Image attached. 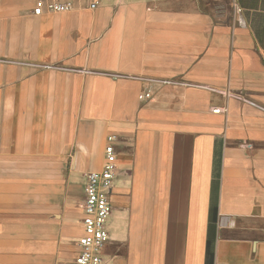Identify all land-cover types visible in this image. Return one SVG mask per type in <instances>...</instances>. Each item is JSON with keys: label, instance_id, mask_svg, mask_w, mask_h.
Returning <instances> with one entry per match:
<instances>
[{"label": "crops", "instance_id": "0c3cea01", "mask_svg": "<svg viewBox=\"0 0 264 264\" xmlns=\"http://www.w3.org/2000/svg\"><path fill=\"white\" fill-rule=\"evenodd\" d=\"M94 1L0 0V264H75L112 136L103 264H264V0Z\"/></svg>", "mask_w": 264, "mask_h": 264}, {"label": "built area", "instance_id": "2783aa9c", "mask_svg": "<svg viewBox=\"0 0 264 264\" xmlns=\"http://www.w3.org/2000/svg\"><path fill=\"white\" fill-rule=\"evenodd\" d=\"M106 1V0H102ZM91 3L90 8L96 9L102 2ZM70 11L69 0H36L34 15L64 14ZM150 94L140 95V99L150 98ZM216 109L214 112L219 113ZM115 137L108 138L105 150L103 169L87 174L85 202L83 204V235L79 238V253L75 264H103V250L111 240L107 229V221L113 213L109 196L114 188L117 168V152L114 146Z\"/></svg>", "mask_w": 264, "mask_h": 264}, {"label": "rangeland", "instance_id": "374dc122", "mask_svg": "<svg viewBox=\"0 0 264 264\" xmlns=\"http://www.w3.org/2000/svg\"><path fill=\"white\" fill-rule=\"evenodd\" d=\"M235 8H236V7H235ZM236 11H237V12H238V11L240 12V9H238V7H237V8H236Z\"/></svg>", "mask_w": 264, "mask_h": 264}, {"label": "trees", "instance_id": "16d2710c", "mask_svg": "<svg viewBox=\"0 0 264 264\" xmlns=\"http://www.w3.org/2000/svg\"><path fill=\"white\" fill-rule=\"evenodd\" d=\"M212 240V239H211Z\"/></svg>", "mask_w": 264, "mask_h": 264}]
</instances>
